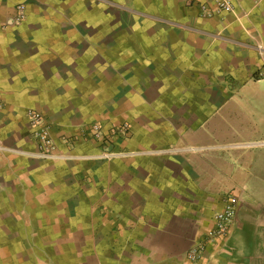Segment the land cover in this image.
Here are the masks:
<instances>
[{
    "label": "crops",
    "instance_id": "1",
    "mask_svg": "<svg viewBox=\"0 0 264 264\" xmlns=\"http://www.w3.org/2000/svg\"><path fill=\"white\" fill-rule=\"evenodd\" d=\"M229 1L0 0V264H264V0Z\"/></svg>",
    "mask_w": 264,
    "mask_h": 264
},
{
    "label": "built area",
    "instance_id": "2",
    "mask_svg": "<svg viewBox=\"0 0 264 264\" xmlns=\"http://www.w3.org/2000/svg\"><path fill=\"white\" fill-rule=\"evenodd\" d=\"M217 4L219 8L222 10H232V4L229 0H217ZM17 21L20 22L25 17V7L24 5L18 6V14ZM262 49L261 46H259ZM28 118L32 125V137L36 140L39 151L37 156L41 159H51L55 157L54 151L56 150V142L51 135V127L47 117L37 110H29ZM102 125L100 123H95L91 126L90 131L92 138L100 142L102 144L111 143L110 136L104 133L102 129ZM130 129V125L124 123L115 128L113 133H122L127 134ZM122 151H115L109 148H106L101 157L105 159H109L118 155H121ZM225 209L222 212H219L215 215V226L209 233L207 234L205 241L213 240L219 236H225L229 230V227L233 223L236 210H237V201L234 198H227L225 203ZM203 250V243L198 244L197 246L191 248L188 253V257L192 261H197L200 259Z\"/></svg>",
    "mask_w": 264,
    "mask_h": 264
},
{
    "label": "rangeland",
    "instance_id": "3",
    "mask_svg": "<svg viewBox=\"0 0 264 264\" xmlns=\"http://www.w3.org/2000/svg\"><path fill=\"white\" fill-rule=\"evenodd\" d=\"M128 124V123H127ZM101 159H105V158H102V157H100Z\"/></svg>",
    "mask_w": 264,
    "mask_h": 264
}]
</instances>
